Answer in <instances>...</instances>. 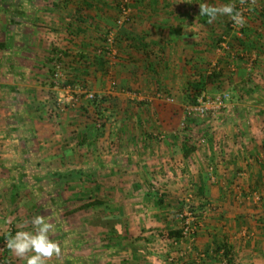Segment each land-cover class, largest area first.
Returning <instances> with one entry per match:
<instances>
[{"label": "crops", "instance_id": "obj_1", "mask_svg": "<svg viewBox=\"0 0 264 264\" xmlns=\"http://www.w3.org/2000/svg\"><path fill=\"white\" fill-rule=\"evenodd\" d=\"M251 1L241 40L229 28L238 0H132L124 27L117 0H0V164L14 169L18 152L35 154L89 172L84 187L109 188L104 223L88 228L103 233L106 258L95 260L91 241L88 264H264V0ZM223 35L256 57L253 73L243 59L230 63ZM59 54L58 96L83 90L102 97L98 105L84 97L52 109L57 89L47 82ZM220 70L204 94L236 98L216 126L174 130L190 84ZM99 114H114L119 129L99 130ZM221 143L230 148L216 150ZM94 144L107 152L92 157ZM188 206L199 226L181 239Z\"/></svg>", "mask_w": 264, "mask_h": 264}, {"label": "rangeland", "instance_id": "obj_2", "mask_svg": "<svg viewBox=\"0 0 264 264\" xmlns=\"http://www.w3.org/2000/svg\"><path fill=\"white\" fill-rule=\"evenodd\" d=\"M117 2L119 8L120 0H117ZM131 2L132 0H128L129 8ZM239 2L240 0H238V4ZM249 4L252 8L251 0ZM251 14L252 10L250 16ZM247 29L248 26L243 31L242 36L237 38L241 40L245 39ZM230 46V49L224 52L227 58L229 54L233 55L232 58L229 57L230 63L243 59L247 64V69H250V72L253 73L258 62L256 57L251 55L246 47L242 48L243 44L238 45L241 48L237 51L235 49L232 50V45ZM58 61L61 67H63V61L61 59ZM250 62H252L251 65L249 64ZM233 68L234 66H231L232 70ZM54 72L47 82L50 89L54 87L52 82ZM61 80L62 76L59 79L58 89L61 87ZM58 89L54 91L49 90V99L58 100L60 98L58 96ZM72 94V91H70L69 95ZM164 94L167 95L166 93ZM227 95L229 96V100L226 101L228 106L236 98V95H232L230 92ZM78 96L80 98V105L85 97L83 90ZM203 97L215 98L209 94H204ZM101 98L99 96V99ZM84 101L88 100L85 99ZM191 106L194 105L189 103V106L182 108V112L186 113L187 109ZM63 107L64 110L68 108L75 109L78 105L74 107L64 105L61 109ZM61 111L60 109L58 110V112ZM95 118L96 126L99 130L106 132L108 125L113 126L112 129L114 131L119 129V125L115 124L116 119L114 114L113 120L112 115L105 117L104 114L96 115ZM215 121L211 117L202 119L195 115H189L187 117L184 116L181 123H177L176 126L172 124V127L174 126V130L180 132H189V130L199 128L196 132L197 134L199 130H203L204 128L208 133L216 126ZM169 125L171 124H167V127ZM224 145L226 148H230L225 143H221L220 146L217 145L216 150L219 148V151H222ZM93 146H97V148H93H96V150L91 154L94 158H99L103 153L107 152L106 149L104 151L103 145L98 146L94 144ZM215 147L216 145L214 144L213 148ZM87 154V152L84 153L86 159L90 158ZM37 157L35 158V154H33L32 165L29 162L30 160L25 158V154L18 152L16 164L26 163L28 165V169L24 171L18 170L17 172L15 168H8V162H1L0 164V238L5 236V240L3 242L0 241V264H88L90 260L89 243L95 240L97 242L92 251L95 252L93 254L95 255V260L100 261L105 259L106 256L104 254L106 255V251L103 249V246L99 245L101 244L100 240H105L103 233L88 234V228L91 225L93 226L94 223L96 227L104 223V219H101L105 216L106 210L103 198L105 197L106 190L108 191L109 188L84 187L85 183L88 182L89 172H86L78 180V169H74L73 165L61 168L57 163L39 161ZM69 161L72 163V160ZM35 163H41L39 169L33 167ZM211 165L214 168L211 175L214 176L216 163L209 161V166ZM57 172L62 174L63 177L68 176L69 179L65 180V178L59 177L55 174ZM96 202H101L102 204H94ZM88 204L89 206L85 207Z\"/></svg>", "mask_w": 264, "mask_h": 264}, {"label": "built area", "instance_id": "obj_3", "mask_svg": "<svg viewBox=\"0 0 264 264\" xmlns=\"http://www.w3.org/2000/svg\"><path fill=\"white\" fill-rule=\"evenodd\" d=\"M250 0H240L236 14L234 18L230 21L229 23V28L235 32L237 37H241L243 34V31L246 29L247 24H248V17L250 16L251 12V7H250ZM132 22V17L130 14V9L128 7V0H120V5H119V18L117 20V25L118 26H123V25H128ZM226 36L221 37V44L220 47L221 49L228 51L230 49V46L228 45ZM106 42L108 46L113 47L116 44V39H115V33L114 31H110L107 36H106ZM62 54H59L56 56V60L54 62V74L52 78V82L55 89H58L59 86V79L62 76V71H61V64L59 63V59H61ZM250 65L252 62L249 63ZM249 65V66H250ZM73 93V92H72ZM79 93L76 92L73 93L72 95H69L68 97L59 98L58 100H52L50 99L51 103L53 104V110L58 111L64 110V107L61 109L62 106L64 105H79ZM76 94V95H75ZM85 99L90 101L95 98L94 93L91 92H85ZM165 98H169L168 95H165ZM49 99V98H48ZM229 100V96L227 94H221L215 98H205L201 97L198 100V104L191 106L187 109V112L185 113V116L189 115H195L197 117H200L202 119L211 117L212 120H216L218 116L222 115L224 110L227 108L226 101ZM67 102V103H66ZM66 103V104H65ZM213 165L208 167V173L210 171V176L211 172L213 171ZM256 200L259 201L260 197L256 196ZM180 220L182 222V228H181V234L180 238L182 239H192L193 236L196 233V230L198 229L199 226V218L197 213L191 208L187 207L183 212L180 213ZM225 262L227 260L225 259ZM197 264H205V261L203 258H200L197 262Z\"/></svg>", "mask_w": 264, "mask_h": 264}, {"label": "trees", "instance_id": "obj_4", "mask_svg": "<svg viewBox=\"0 0 264 264\" xmlns=\"http://www.w3.org/2000/svg\"><path fill=\"white\" fill-rule=\"evenodd\" d=\"M262 14L264 15V9H263V11H262ZM221 78V70L220 71H218V72H213V73H211L208 77H207V79H205V80H203V81H199V82H195V83H192V84H190V86H189V88H188V92H187V94H186V98H187V100L189 101V103L191 104V105H197L198 104V100L201 98V97H203V95H204V93L206 92V86H207V84H209V83H216L219 79ZM100 100H102V98L101 99H99V96L96 94L95 95V98L93 99V100H90L89 101V104L90 105H98V103H99V101ZM25 158L27 159L28 158V160H30L29 162H30V164H32L31 163V160H32V158H31V156H30V154H28V153H26L25 154ZM24 161H26V160H24ZM41 163H35L34 164V168H36V169H39L40 168V165ZM33 165V164H32ZM28 165L26 164V163H20L19 165H17L16 167H15V170H17V172H18V170L19 171H24V170H26V169H28V167H27ZM56 175H58L59 177H63V175L62 174H60V173H55ZM85 174V172L84 171H82V170H78L77 171V175H78V180H80L81 179V176H83ZM65 176V175H64ZM63 178H65V180H68L69 178H68V176H65V177H63ZM26 179V178H25ZM29 179V178H28ZM36 182V181H35ZM94 204H102L101 202H96V203H94ZM94 204H91V205H94ZM89 206V204L88 205H86L85 207H88ZM5 240V236H3L2 238H0V241H4ZM222 251H223V254H224V258L227 260V262H230L231 261V259H232V257H231V252L227 249V247H223L222 248Z\"/></svg>", "mask_w": 264, "mask_h": 264}]
</instances>
